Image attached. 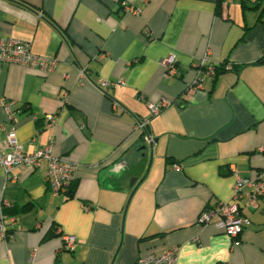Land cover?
Listing matches in <instances>:
<instances>
[{"label":"crops","instance_id":"1","mask_svg":"<svg viewBox=\"0 0 264 264\" xmlns=\"http://www.w3.org/2000/svg\"><path fill=\"white\" fill-rule=\"evenodd\" d=\"M0 35L57 60L49 73L0 62L14 110L0 105V148L14 131L24 151L49 146L78 166L67 195L50 191L45 166L0 167V264H135L175 247L176 264H264V194L244 206L238 245L198 221L236 176L264 182V0H0ZM170 55L181 75L165 78ZM202 57L217 75L186 99ZM146 119L152 148L136 129Z\"/></svg>","mask_w":264,"mask_h":264},{"label":"built area","instance_id":"2","mask_svg":"<svg viewBox=\"0 0 264 264\" xmlns=\"http://www.w3.org/2000/svg\"><path fill=\"white\" fill-rule=\"evenodd\" d=\"M253 2L254 0H249ZM125 10L136 13L133 7L125 6ZM0 62L18 63L27 65L30 68H36L42 72L49 73L54 70L57 60L54 57H43L31 53L30 42L14 37H3L0 35ZM163 67V76L165 78L178 77L181 72L177 65V60L172 56H168L161 60ZM201 71L195 80L189 84L184 92V97L189 99L195 88L202 85L206 78H212L217 75L216 65L209 62L206 57H202L199 61ZM225 69L230 68V64H226ZM81 76H85V71L81 70ZM117 83L124 84L121 79L111 81L99 79L97 86L103 91ZM167 99H161L157 103L149 104L151 114H157L163 107L169 105ZM0 105H3L9 114V118L13 119L14 110L13 103L7 102L0 98ZM48 121H53L52 115L47 116ZM148 119L141 120L137 123L136 129L142 131V138L145 142H152V137L147 131ZM0 130L2 126L0 125ZM45 166L46 183L50 191L55 194H65L69 192V184L74 179L77 170V164L63 157L53 156L50 147H42L33 152L24 151L21 144L18 143L14 131L7 132V144L5 148H0V167L4 169L7 177L13 168L28 167L37 169ZM174 168H179L178 163L173 164ZM264 194V182L260 177H240L236 176L233 193L230 199L220 201L201 211L198 221L202 225L214 224L215 227L227 234L233 245L240 243V235L244 227L249 224V218L243 213L244 206L255 208L259 196ZM7 236L3 221L0 219V237ZM77 239L73 235L62 236V249L72 250L75 248ZM177 248H169L163 252H149L138 257L135 264H176ZM10 264V263H8Z\"/></svg>","mask_w":264,"mask_h":264},{"label":"water","instance_id":"3","mask_svg":"<svg viewBox=\"0 0 264 264\" xmlns=\"http://www.w3.org/2000/svg\"><path fill=\"white\" fill-rule=\"evenodd\" d=\"M152 144H153V142L150 143V147L151 148H152ZM142 148H146V146L144 145V146H142ZM151 156H152V151H151ZM124 166L129 168V164H127L126 162H120L119 164H116L113 168L115 170H118L119 168H122ZM145 175H146V173L143 175V177L141 179H143L145 177ZM135 181H136V178L135 177L134 178H131L129 184L132 186L135 183Z\"/></svg>","mask_w":264,"mask_h":264},{"label":"trees","instance_id":"4","mask_svg":"<svg viewBox=\"0 0 264 264\" xmlns=\"http://www.w3.org/2000/svg\"><path fill=\"white\" fill-rule=\"evenodd\" d=\"M259 3H260V0H254L253 2L249 0H242L243 8H255L258 6Z\"/></svg>","mask_w":264,"mask_h":264},{"label":"rangeland","instance_id":"5","mask_svg":"<svg viewBox=\"0 0 264 264\" xmlns=\"http://www.w3.org/2000/svg\"><path fill=\"white\" fill-rule=\"evenodd\" d=\"M131 178H134V176H131Z\"/></svg>","mask_w":264,"mask_h":264}]
</instances>
